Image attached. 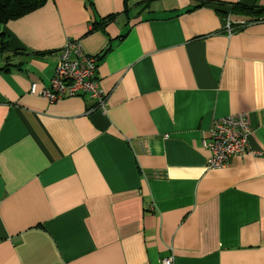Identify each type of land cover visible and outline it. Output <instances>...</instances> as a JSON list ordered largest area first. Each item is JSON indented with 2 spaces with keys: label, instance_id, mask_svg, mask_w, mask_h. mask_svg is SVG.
Listing matches in <instances>:
<instances>
[{
  "label": "crops",
  "instance_id": "1",
  "mask_svg": "<svg viewBox=\"0 0 264 264\" xmlns=\"http://www.w3.org/2000/svg\"><path fill=\"white\" fill-rule=\"evenodd\" d=\"M201 1L45 0L0 22V264H264V20L228 32L250 16L210 3L264 0ZM69 39L97 55L104 112L28 93ZM238 112L257 153L207 168L201 140Z\"/></svg>",
  "mask_w": 264,
  "mask_h": 264
},
{
  "label": "built area",
  "instance_id": "2",
  "mask_svg": "<svg viewBox=\"0 0 264 264\" xmlns=\"http://www.w3.org/2000/svg\"><path fill=\"white\" fill-rule=\"evenodd\" d=\"M264 20V19H263ZM243 24L244 22H237ZM224 27L229 32V22ZM97 55L85 52L76 40H67L56 52L52 74L45 86L39 90L34 82L29 85V94H39L48 102L67 96H83L92 101L87 111L94 109L104 112L106 94L98 87L94 73ZM246 112L228 114L214 120L201 145L207 150V168H220L234 155L257 153L248 145L251 128ZM160 264H173L170 252L160 260Z\"/></svg>",
  "mask_w": 264,
  "mask_h": 264
},
{
  "label": "trees",
  "instance_id": "3",
  "mask_svg": "<svg viewBox=\"0 0 264 264\" xmlns=\"http://www.w3.org/2000/svg\"><path fill=\"white\" fill-rule=\"evenodd\" d=\"M45 0H0V22H5L10 19H14L16 17H19L20 15H23L36 7L40 6ZM127 0H122V13L126 14L128 11L127 5H126ZM204 0L200 2L203 3ZM213 3L214 5H221V6H227L229 8V14L231 12H234L235 10L238 12H243L244 14H247L250 16V18L244 22L243 24H246L247 22H258V21H263L264 19V7H259V6H248V5H243L239 2H231L228 4L221 3V2H210ZM106 19L110 18V15L105 16ZM104 18V19H105ZM103 19V20H104ZM102 20V21H103ZM224 20H228L229 22V27L232 29H239L243 27V24L231 22L228 19V16L224 18ZM2 45L0 46V49L5 48V43H1ZM36 54H41L44 52H33ZM7 69V64H3L0 66V71L6 70Z\"/></svg>",
  "mask_w": 264,
  "mask_h": 264
}]
</instances>
